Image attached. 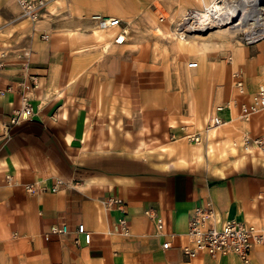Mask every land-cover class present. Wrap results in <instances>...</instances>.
Instances as JSON below:
<instances>
[{"label":"crops","instance_id":"0c3cea01","mask_svg":"<svg viewBox=\"0 0 264 264\" xmlns=\"http://www.w3.org/2000/svg\"><path fill=\"white\" fill-rule=\"evenodd\" d=\"M116 1L198 5L203 0ZM2 12L0 8V16ZM133 13L118 8L95 14L133 25ZM43 16L37 22L44 24ZM32 25L35 28L36 22ZM89 27L92 37L93 28L102 32L92 21ZM42 32L46 33L38 32L37 37ZM124 34L122 29L114 42L122 43ZM44 47L35 44L36 54L26 60V73L36 75L38 84L30 92L31 118L7 130L0 128V248L29 259H46L48 264H239L233 256L213 259L204 254L187 261L179 246L185 243L192 209L206 199L217 220L237 219L264 228V162L263 167H252L244 155L234 166L212 165L200 157V147L184 138L187 127L179 130L180 114L170 100L173 90L150 89L168 87L166 77L160 84L158 78H148L156 73H134L124 60H114L106 72L86 71L77 67V60L39 56ZM238 56L236 52L232 65L241 75L245 94L258 85L264 87V68L263 77L250 82L244 73L256 60ZM22 61L1 60L0 90L17 79ZM14 103V97L3 92L0 113L7 114ZM211 111L208 105L205 112ZM259 125L256 116L243 126L259 130ZM26 183L34 184L33 193L23 190ZM108 197L119 198L121 204L100 203ZM119 217L124 219L126 235L118 231ZM155 217L161 220L158 231ZM77 224L89 233L88 243L75 232ZM61 225L65 233H50L51 226ZM163 241L170 242L166 250L160 248ZM249 261L264 264V244L250 250Z\"/></svg>","mask_w":264,"mask_h":264},{"label":"rangeland","instance_id":"374dc122","mask_svg":"<svg viewBox=\"0 0 264 264\" xmlns=\"http://www.w3.org/2000/svg\"><path fill=\"white\" fill-rule=\"evenodd\" d=\"M212 1H200L198 6L197 2L192 1L53 0L47 6L50 13L47 12L43 16L45 23L36 22L37 31L33 33L31 26L18 18L14 0H1L0 8L3 12L0 16V52L3 56L0 60H29L36 54L34 45L43 44L45 47L39 52V56L54 60H77V67L86 71L93 72L97 68L106 72L110 70L114 60H124L125 65L131 67L134 73L138 71L156 73L148 75V78H158L159 80L155 81L160 84L166 77L168 87L150 89L173 90L175 96L170 100L174 101L175 111L180 114L181 127H187L185 132L200 131L203 128L208 115L205 112L208 105L212 110L219 108V113L226 122L219 129L208 131L207 137H203L196 145L200 147V157L212 165L234 166L237 160L244 159L243 156L246 155L251 162L249 165L263 167L264 157H261L254 148L242 150L237 144L232 145L242 132L254 135L258 128L253 130L243 126L256 116L243 121L239 118L237 109L239 103L248 101L254 92L247 90L244 96H237L231 74L235 68L232 65L234 54L238 52L239 60H256L251 61L253 63L244 73L250 82L263 77L264 37L261 38L259 33L264 28V14L261 19L251 17L245 22L242 30L232 33L233 28L231 32L229 31L230 34H227L225 30L231 25L220 29L214 28L215 14L206 12V6L213 10ZM220 5L219 3L218 6ZM118 8L134 11L136 19L133 25L122 22L118 27L103 29L100 38H96L99 35L94 33L93 28L92 37L89 15L102 14V11L115 12ZM195 8L200 9L192 10ZM198 14L203 16L202 19L196 18ZM158 16L164 20L160 25L157 24ZM182 23L190 25V28L187 27L188 31L187 28L181 27ZM204 27L205 31L194 33ZM122 29L126 31L125 40L122 43H116V40L114 42L113 37ZM178 29L184 31L183 41L176 35ZM44 30L48 38L41 40L37 33ZM61 30L64 32H60ZM183 33L180 36H183ZM178 44L185 45L179 47ZM26 51H29L27 58L23 55ZM228 56L230 57L227 58ZM188 62H196L197 67L188 68ZM233 94L238 98H233ZM229 110L232 111V122ZM186 118L190 121H184ZM247 149L254 152L248 153ZM0 264H48V262L46 259L35 260L17 256L0 248Z\"/></svg>","mask_w":264,"mask_h":264},{"label":"built area","instance_id":"2783aa9c","mask_svg":"<svg viewBox=\"0 0 264 264\" xmlns=\"http://www.w3.org/2000/svg\"><path fill=\"white\" fill-rule=\"evenodd\" d=\"M18 7V18L26 20L31 25V31L35 32L32 25L46 13V7L53 0H14ZM90 20L101 28H112L120 25V20L116 17L107 15L91 14ZM161 22V17L157 18ZM38 38L46 40L48 34L45 32L39 33ZM248 43V40H246ZM29 51L23 53L27 58ZM3 56V55H2ZM0 56V58L2 57ZM229 58V57H227ZM228 60V59H227ZM26 60L21 63V71L17 74V79L13 82L7 83L3 90H0V95L3 92L8 93L14 97L15 103L11 104L8 113L3 115L0 113V128L7 130L10 126L19 124L24 120H29L33 114L32 100L30 92L37 88L36 75L26 73ZM189 68H195L196 62H188ZM0 67L2 62L0 60ZM233 78V87L238 96H244L245 90L241 80V75L234 70L231 74ZM239 118L247 121L252 116L260 117L259 130L256 134L250 135L247 132H242L236 142L232 145L245 150V148H255L260 156L264 157V87L258 85L254 93L250 96L248 101L240 102ZM219 108L212 110L205 125L200 131H191L184 134V138L197 145L206 136V133L211 130H217L224 125V121L219 116ZM180 127L179 130H183ZM6 184H9V176H4ZM23 190L31 194L35 187L32 183L22 185ZM105 205H120L121 200L115 197H108L100 201ZM148 213V211H145ZM117 226L119 233L126 235L127 229L123 217L117 219ZM154 226L158 231L161 228V220L158 217L154 218ZM67 231L64 225L51 226V234H63ZM75 232L81 234L84 243H88L90 235L83 230L81 224L75 226ZM185 243L179 246V252L187 261L197 258L199 255H206L210 258L216 259L224 256H233L237 259L239 264H250L249 252L252 248L264 244V228L254 222H247L237 219H225L219 221L216 219L212 203L206 199L202 205L194 207L188 218L186 231L184 233ZM173 237H171L172 239ZM77 240H73L76 244ZM169 241H163L160 248L166 250L169 248Z\"/></svg>","mask_w":264,"mask_h":264},{"label":"bare ground","instance_id":"6f19581e","mask_svg":"<svg viewBox=\"0 0 264 264\" xmlns=\"http://www.w3.org/2000/svg\"><path fill=\"white\" fill-rule=\"evenodd\" d=\"M219 3L221 4L220 6H218ZM211 8H213V10H209L210 8L208 9L207 6L205 7L207 14H209V13L211 14V12H213L212 14H215L214 15L215 21H214V25H213V26H215L214 28L220 29L221 27H227V26L231 25V27H229L227 30H225V32L227 34H230V32H231L230 30L233 29V28H234V30H232V33L233 32L235 33L237 31L242 30L243 27H244L245 22L247 20H249L251 17H255L256 19L263 18L261 16L264 14V0H213L212 3H211ZM207 9L209 11H207ZM202 17H203L202 15L198 14V16L196 18H198V19L201 18L202 19ZM162 20L163 19L161 18V22H162ZM95 25L98 27V28L97 27L96 28L99 29V30L110 29V28H101L97 24H95ZM199 25H201V24H199ZM181 27L190 28V25L187 26V25H185V23H182ZM205 27L202 28V30L194 32V33H201L203 31H205ZM112 28H114V27H112ZM188 28H187V31H188ZM194 31H195V29H194ZM183 32L184 31L179 30L178 33H176L177 37L180 38V40H182V41H183V38L185 37ZM94 33L99 35V36H96V37H98V38L100 37V33H101L100 31H96ZM182 33H183V36H180V35H182ZM259 34H260L261 38L264 37V28L262 30H260ZM188 37H191V36H188ZM184 45L185 44H178L179 47H182ZM196 67H197V64H196Z\"/></svg>","mask_w":264,"mask_h":264}]
</instances>
